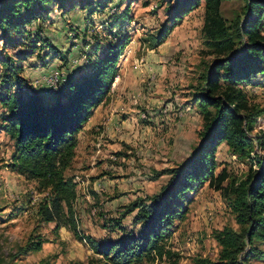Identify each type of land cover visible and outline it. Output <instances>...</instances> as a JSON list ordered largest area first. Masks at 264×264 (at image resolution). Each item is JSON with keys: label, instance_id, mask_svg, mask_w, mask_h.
Masks as SVG:
<instances>
[{"label": "rangeland", "instance_id": "1", "mask_svg": "<svg viewBox=\"0 0 264 264\" xmlns=\"http://www.w3.org/2000/svg\"><path fill=\"white\" fill-rule=\"evenodd\" d=\"M173 3L49 0L40 8L44 11L38 19L23 25L20 33H12L14 41L3 46L0 40L3 78L14 82L13 65L19 63L22 77L50 100L66 79L88 67L94 55H103L124 37L130 39L118 58V74L109 95L92 111L88 121L93 126L87 131L82 128L80 139L78 134L75 156L65 172L76 184V229L80 237H91L100 244L116 243L127 233H140V227L132 224L135 212L121 221L122 228L116 229L114 221L136 199L158 194L169 176L153 180L156 174L185 162L201 142L204 121L195 94L201 92L213 60L206 54L202 34L203 3L177 23L161 46H149L163 26L170 27ZM244 6L245 0L224 1L220 14L230 23L242 16ZM27 17L22 10L20 18ZM38 28L46 38L45 47L33 42ZM47 43L64 58L53 54ZM23 51L34 53L21 62L17 55ZM3 61L7 66L1 65ZM242 87L249 104L264 109V75ZM3 112L0 109V125ZM258 133H264V114L257 119L252 135ZM13 151V142L0 129V264H104L85 239H76L68 228L56 230V223L42 222L38 209L48 199V191H39L35 181L9 170ZM254 155L261 156L258 148L251 157ZM215 160L214 175H226L223 188L244 177L251 165L250 160L232 155L225 144L216 149ZM226 194L208 182L188 192L182 202L185 216L174 221L164 242L170 255L153 262L144 258L141 264H194L200 258L216 261L220 249L214 231L237 228ZM34 237L45 241L41 250L23 253ZM259 247L264 251V245ZM252 264H264V259Z\"/></svg>", "mask_w": 264, "mask_h": 264}, {"label": "trees", "instance_id": "2", "mask_svg": "<svg viewBox=\"0 0 264 264\" xmlns=\"http://www.w3.org/2000/svg\"><path fill=\"white\" fill-rule=\"evenodd\" d=\"M47 1L2 0L0 40L3 46L14 41L12 33H20L23 25L38 19ZM224 1L229 0H174L169 9L170 27L163 26L151 38L152 49L161 46L177 23L203 3L202 34L206 54L213 56L203 88L195 94L204 125L199 133L201 142L188 159L154 177L153 180L164 174L169 176L159 193L136 199L114 221L116 229L122 228L121 221L135 212L132 224L141 229L137 236L127 233L125 239L116 243L104 245L91 237H80L73 213L76 184L65 172L75 156L78 134L92 111L109 95L118 74V58L129 44V37L109 46L103 55H94L88 67H82L77 76L66 79L50 100L22 77L23 68L19 63L13 65L14 82L0 73V109L4 111L0 129L14 146L9 170L35 181L39 191H48V199L38 209L42 222L56 223V230L68 228L76 239H85L104 264H141L144 258L153 262L170 255L164 242L170 236L174 221H181L185 216L182 202L188 192L205 182L215 183L216 190L227 192L237 228L214 231L213 238L220 249L217 260L200 258L194 264H252L264 259V251L259 247L264 245V133L252 135L264 109L251 106L242 87V84H251L257 75H264V0H245L242 16L230 23L220 14ZM22 10L27 13V19L20 18ZM40 32L38 28L33 42L45 47L46 38ZM14 44L19 46L17 42ZM48 47L53 54L61 56L53 45ZM32 52H19L18 59L26 61ZM1 65L7 66V62ZM221 144L238 159L251 162L244 177L224 188L225 173L214 175L215 152ZM255 148L261 156L252 158ZM44 243L40 237H34L21 251L39 252Z\"/></svg>", "mask_w": 264, "mask_h": 264}, {"label": "crops", "instance_id": "3", "mask_svg": "<svg viewBox=\"0 0 264 264\" xmlns=\"http://www.w3.org/2000/svg\"><path fill=\"white\" fill-rule=\"evenodd\" d=\"M119 81H116L115 82V84L114 85H116L117 83H118ZM115 87V86H114ZM112 92H113V90H112ZM111 92V93H112ZM99 111H101V110H99ZM87 127H83V131H87L88 129H90L93 125H92V123L91 122H87L86 124H85ZM86 128V129H85ZM83 131H81L80 133H79V139H80V136H81V134L83 133L84 134V132Z\"/></svg>", "mask_w": 264, "mask_h": 264}, {"label": "water", "instance_id": "4", "mask_svg": "<svg viewBox=\"0 0 264 264\" xmlns=\"http://www.w3.org/2000/svg\"><path fill=\"white\" fill-rule=\"evenodd\" d=\"M2 2V0H0V3Z\"/></svg>", "mask_w": 264, "mask_h": 264}, {"label": "built area", "instance_id": "5", "mask_svg": "<svg viewBox=\"0 0 264 264\" xmlns=\"http://www.w3.org/2000/svg\"><path fill=\"white\" fill-rule=\"evenodd\" d=\"M55 77H56V73H55Z\"/></svg>", "mask_w": 264, "mask_h": 264}]
</instances>
